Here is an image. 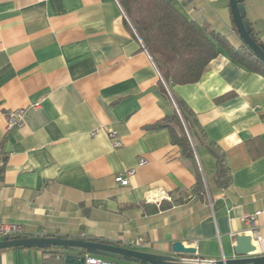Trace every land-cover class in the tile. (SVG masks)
Here are the masks:
<instances>
[{
	"label": "crops",
	"instance_id": "1",
	"mask_svg": "<svg viewBox=\"0 0 264 264\" xmlns=\"http://www.w3.org/2000/svg\"><path fill=\"white\" fill-rule=\"evenodd\" d=\"M174 4L242 44L229 0ZM160 82L226 155L227 187L205 144L190 158L168 128L149 127L174 108ZM19 109L23 124L9 127L8 114ZM0 143V218L28 235L94 237L159 254L181 241L216 260L235 256L238 235H264V212L254 226L242 220L264 211V73L221 51L198 81L167 84L118 0H0ZM130 168V183L119 184L116 174ZM199 178L204 188L190 193ZM152 191L159 197L148 198ZM181 198L158 212L145 208ZM45 255L6 248L0 264H44Z\"/></svg>",
	"mask_w": 264,
	"mask_h": 264
},
{
	"label": "trees",
	"instance_id": "2",
	"mask_svg": "<svg viewBox=\"0 0 264 264\" xmlns=\"http://www.w3.org/2000/svg\"><path fill=\"white\" fill-rule=\"evenodd\" d=\"M118 1L130 24L158 65L167 84L171 82L186 84L198 81L209 62L221 51L227 52L234 60L247 67L264 73V63L244 42L235 46L224 34L208 32L204 26L187 18L175 6L174 0ZM235 30L238 33L236 26ZM158 90L172 101L174 108L171 113L149 127L168 128L173 142L181 147L185 156L190 158L195 156V145L205 144L216 158L217 182L227 187L231 180V170L226 155L217 145L207 141L206 133L197 114L186 101L172 96L164 82L159 83ZM6 162L7 154L0 143V180L3 178ZM203 188V180L199 178L190 193H199ZM183 200L184 198L163 200L159 205H146L145 208L149 212H158ZM90 239L100 240L94 237ZM116 261L127 263L123 260Z\"/></svg>",
	"mask_w": 264,
	"mask_h": 264
},
{
	"label": "water",
	"instance_id": "3",
	"mask_svg": "<svg viewBox=\"0 0 264 264\" xmlns=\"http://www.w3.org/2000/svg\"><path fill=\"white\" fill-rule=\"evenodd\" d=\"M234 24L241 40L264 63V40L247 17L244 0H229ZM27 247L47 250L44 264H86L85 253L138 264H194L179 261L178 254L194 253L195 248L185 247L181 241L172 245V254L151 253L107 240H93L86 236L23 235L4 237L0 250ZM257 246L250 234L237 236L235 256L218 260L216 264H264V254H257Z\"/></svg>",
	"mask_w": 264,
	"mask_h": 264
},
{
	"label": "built area",
	"instance_id": "4",
	"mask_svg": "<svg viewBox=\"0 0 264 264\" xmlns=\"http://www.w3.org/2000/svg\"><path fill=\"white\" fill-rule=\"evenodd\" d=\"M126 14V13H125ZM127 16V15H126ZM36 105H39L37 103ZM24 122V109H19L8 114V126H21ZM110 139H112L115 147L121 145V139L119 137L118 131L111 129L108 132ZM146 160L141 158L140 163H145ZM135 174V169L130 168L124 171H120L116 174V181L122 185H128L130 183V177ZM159 192H153L148 195V198H157L159 197ZM159 199V198H158ZM263 210L256 211L251 214H246L242 217V220L246 223L251 224L252 226L256 225L258 217L263 213ZM254 231L253 243L257 246V252L259 248L264 250V235L259 234L256 230ZM27 231L24 225L15 222H6L0 218V240L4 237H16L26 235ZM143 241L139 240V243ZM179 261L185 263H194V264H216L218 260L212 258H205L195 253H186L178 254ZM86 264H127L124 262H118L113 259H108L103 256L87 254L86 255Z\"/></svg>",
	"mask_w": 264,
	"mask_h": 264
},
{
	"label": "rangeland",
	"instance_id": "5",
	"mask_svg": "<svg viewBox=\"0 0 264 264\" xmlns=\"http://www.w3.org/2000/svg\"><path fill=\"white\" fill-rule=\"evenodd\" d=\"M247 10V17L252 23L254 29L259 32L264 28V0H244ZM128 264H138L130 263Z\"/></svg>",
	"mask_w": 264,
	"mask_h": 264
},
{
	"label": "flooded vegetation",
	"instance_id": "6",
	"mask_svg": "<svg viewBox=\"0 0 264 264\" xmlns=\"http://www.w3.org/2000/svg\"><path fill=\"white\" fill-rule=\"evenodd\" d=\"M260 35V34H259ZM261 36V35H260ZM262 38H263V36H261ZM263 40H264V38H263Z\"/></svg>",
	"mask_w": 264,
	"mask_h": 264
}]
</instances>
